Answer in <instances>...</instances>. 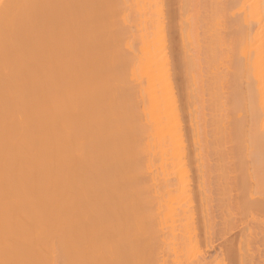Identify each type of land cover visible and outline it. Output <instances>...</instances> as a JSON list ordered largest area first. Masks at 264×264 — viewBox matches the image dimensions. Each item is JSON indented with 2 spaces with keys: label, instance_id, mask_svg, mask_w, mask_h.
<instances>
[{
  "label": "bare ground",
  "instance_id": "6f19581e",
  "mask_svg": "<svg viewBox=\"0 0 264 264\" xmlns=\"http://www.w3.org/2000/svg\"><path fill=\"white\" fill-rule=\"evenodd\" d=\"M188 144L213 262L264 264V0H0V264L191 256Z\"/></svg>",
  "mask_w": 264,
  "mask_h": 264
},
{
  "label": "rangeland",
  "instance_id": "374dc122",
  "mask_svg": "<svg viewBox=\"0 0 264 264\" xmlns=\"http://www.w3.org/2000/svg\"><path fill=\"white\" fill-rule=\"evenodd\" d=\"M175 81H177L178 84H179V79H178V78H176ZM175 81H174V83H175L174 86L176 85V82H175ZM177 86L179 87L180 84L177 85ZM175 88H176V86H175ZM182 98H183V97L180 96V100L177 99L178 102H182V101H181ZM184 116H185V115H184ZM184 122H186V120H185ZM184 122H183V125H184L186 128L183 126V130H184L183 132L186 133V135H185V134H184V135L187 137V136H189V132H188V131H189V130H188L189 127H188L187 123H185V124H186V125H185ZM187 130H188V131H187ZM187 133H188V134H187ZM191 147H192L191 144H188V146H187V148H188V154L190 153L189 156H191V157H189L190 160H189V159L187 160V164H188V166H187V167H188V168H187V170H188V171H187V172H188L187 175H188V176H187V177H189V178L186 177V180L188 179L191 185H190L189 182H188V186H187V188H185V189H186V190L188 189L187 192H186V195H187V196H190V194H192L190 197H187V198H188V199H189V198H190V199L192 198V199H191V201H192V203H193V204H192V206H193L192 209L194 208V210L197 211V212H194V210H193V212L196 213L197 216H196V215L194 216V220H195V222H194V220H193V221H192V224H193V222H194V224L197 226V228H195V225H193L194 229L196 230L195 232L198 233V234H196L194 237H196V236H197V237L199 236V237H198V239H195V238H194L195 241L197 240L196 242H194V240H192V241L194 242V244H193L192 241H190V242H192V244H193V245H191V243H190L191 248L189 247V248L191 249L190 252L192 253L191 256H190L189 253L186 254L187 251H185V252H186V253H185V252H184L185 249H183L182 252H184V253L186 254L187 257L184 255V253L181 252L179 259L181 258V255H182V257L184 256V258H181V259H182V261L184 260L183 262H186L185 264H187V263L189 264L190 262H191L190 264H192L193 262H194L193 264H196L198 259L195 260V258H196V256L198 255V256H197L198 258L201 257L202 259H201V258H200V259L203 260V261H205L204 264H205L206 262H208L209 264H212V263L215 264L216 262H213V261H215L216 258H219V255L221 254L220 247H223V245L226 246L225 244L222 245V243H225V241L227 242V240H224V239H225V236H226V239H228V240L230 239V238H228V237H232V238H233V237L236 235L235 230H234V229H236V228H233V227H232V229H231L232 231L230 230L231 232H229V230H228V231H227V230L224 231V230H221V229L218 228V229H219V232H220V231H221V233H223V231L225 232V233L222 235L221 233H219V232L217 231V226H215V227H216V228H215V227H214L215 224H214V225L212 224V225H210V227H209L208 230H207V233L209 232V235H208L203 229H202V230H203L204 232H201V231H202L201 228H203V227L201 226L202 224H200V223L203 221V220H202V216L204 215V213H206V216L208 217V215H210L208 212H209L210 210L214 209L213 204H215V200H212V199H215V198H214V195H215V193H216L215 190H214V188H213V186H214V182H213V180L215 181V178H216V177H214V172H216V171H214L213 173H212L211 171H208V174L206 175V176L208 177L210 174H211V175L213 174L212 176L214 177V178H213L212 176H209V177H208V178L211 179V181L213 182V184H212V182L210 181V183H209V187H210V188H208V187L206 186V188H208V189H210V190H207V189H206L208 192H207V191L205 192V195H207V196H209V195H211V194L213 195V197H211L212 199H210L211 202L209 201L210 206H211V203H212V206H211V207H213V208H209V209H208V207H207V210H208V211L206 210V212H204L203 215H202L201 213L203 212V210L201 209V205H198V204L201 203V194H202V193H200V190L198 189V185H197V184H198V181L200 180V177L197 175V174L199 173V172L197 173V171H196V170L198 169V167H197V169H196V165H194V162H195L196 160L194 159V160H195V161H194L193 158H192V153H193V152H192V149H193V148H191ZM230 147H231V144H228V146H227L226 148H229V149H230ZM209 158H211V159H208V161H206V164H207L209 167H210V165H211L210 168H212V166H213L212 163L214 162L213 164H214V166H215L216 161H213L214 156H212V155H210ZM205 160H206V159H205ZM209 160H210V161H209ZM191 161H192V162H191ZM193 161H194V162H193ZM211 161H213V162H211ZM189 162H190L191 164H190ZM208 163H210V164H208ZM195 164H196V162H195ZM203 164H205V162H204ZM190 165H191V166H190ZM228 165H229V164H228ZM205 166H206V165H205ZM205 166H204V167H205ZM208 166H207V168H208L207 170H210ZM194 168H195V169H194ZM203 169H204V168H203ZM205 169H206V167H205ZM205 169H204V170H205ZM204 170H203V171H204ZM207 170H206V172H207ZM211 170H214V168H212ZM189 171H190L191 173H190ZM198 171H199V169H198ZM204 172H205V171H204ZM204 172H203V173H204ZM209 173H210V174H209ZM205 174H206V173H205ZM199 175H200V174H199ZM197 176H198L199 178H197ZM200 176H201V175H200ZM203 176H204V174H203ZM215 176H216V175H215ZM207 177L204 176L203 179H204V180L207 179L206 181H207V183H208V182H209V181H208L209 179H208ZM198 179H199V180H198ZM188 180H187V181H188ZM196 180H198V181H196ZM191 181H193V182H192L193 184L191 183ZM196 185H197V186H196ZM206 185H207V184H206ZM211 185H213V186H211ZM185 189H184V190H185ZM186 190H185V191H186ZM198 190H199V191H198ZM185 191H184V192H185ZM184 192H183V194H185ZM188 192H190L189 195L187 194ZM197 193H198V194H197ZM199 194H200V197L198 196ZM194 195H195V198H196V199H195V198L193 199ZM212 195H211V196H212ZM197 196H198V197H197ZM181 197H182V195H181ZM185 197H186V196H185ZM185 197H184V195H183V198H185ZM185 199H186V198H185ZM199 201H200V202H199ZM194 202H195L196 204H195ZM198 202H199V203H198ZM194 205H196V207H197V206H198V207L196 208ZM208 206H209V205H208ZM195 208H196L197 210H196ZM199 208H200V209H199ZM200 210H201V211H200ZM213 211H214V210H212V213H214ZM210 213H211V211H210ZM212 213H211V214H212ZM207 214H208V215H207ZM193 215H194V214H193ZM200 215H201V217H200ZM214 215H215V213H214ZM198 216H199V217H198ZM208 218H209V217H208ZM211 218L213 219V216L210 215L209 221H212V220H210ZM215 219H216V218H214V221H213L212 223H215ZM200 220H202V221L200 222ZM196 223H199V224L197 225ZM209 223H210V222H209ZM227 223H228V221H227ZM198 226H199V227H198ZM200 226H201V227H200ZM212 226H213V227H212ZM211 227H212V228H211ZM213 228H214V229H213ZM198 229H199V231H198ZM227 229H228V228H227ZM213 230H215L216 232L214 231V233H211V232H213ZM233 230H234V231H233ZM217 232H218V234H219L220 236H217V235H218ZM226 232H228V233L226 234ZM199 233H200V234H199ZM210 233H211V234H210ZM215 233H216V234H215ZM229 233H230V236H229ZM202 234H203V235H202ZM204 234H205V235H204ZM206 234H207V235H206ZM225 234H226V235H225ZM233 234H234V236H233ZM231 235H232V236H231ZM205 236H206V237H205ZM202 237H205V238L203 239ZM222 238H223V240H221ZM207 239H208V240H207ZM210 239H211V240H210ZM201 240H202V241H201ZM205 240H206L207 242H206ZM220 240H221L222 242H221ZM198 241H200V242L198 243ZM207 243H208V244H207ZM213 243H214V244H213ZM188 244H189V243H188ZM188 244H187V245H188ZM197 244H198V245H197ZM199 244H201V246H200ZM190 245H188V246H190ZM208 245H209V246H208ZM220 245H221V246H220ZM188 246H187V247H188ZM194 246H195V247H194ZM192 247H193V248H192ZM163 248H165V247H163ZM189 248H187V249L190 250ZM207 248H208V250H207ZM187 249H186V250H187ZM201 249H202V250H201ZM164 250H165V249H164ZM199 250H201V251H199ZM194 252H196L197 254L194 255V254H195ZM164 254H165V253H164ZM168 254H170V252H169ZM200 254H201V256H200ZM204 254H205V255H204ZM171 255H173V254H171ZM188 255H189V256H188ZM193 255H194V256H193ZM202 255H203V256H202ZM168 256H169V255H168ZM168 256H166V257L164 256V260H167V261H168L167 263H169V264H176L175 262H179V259H177V261H175L174 256H170V258H169ZM215 256H216V258H215ZM167 257H168L169 259H168ZM172 257H173L174 259H172ZM188 257H189V258H188ZM194 257H195V258H194ZM165 258H167V259H165ZM185 258H186V259H185ZM193 258H194V261H193ZM203 258H204V259H203ZM214 258H215V259H214ZM181 259H180V260H181ZM190 259H191V260H190ZM200 259L198 260V261H199L198 263H200V262L203 263V261H201ZM207 259H209V260H207ZM213 259H214V260H213ZM171 260H172V262H171ZM188 260H190V262H189ZM182 261H181V262H182ZM195 261H196V263H195ZM216 261H217V259H216ZM208 263H206V264H208ZM165 264H166V263H165ZM177 264H178V263H177ZM200 264H201V263H200Z\"/></svg>",
  "mask_w": 264,
  "mask_h": 264
}]
</instances>
